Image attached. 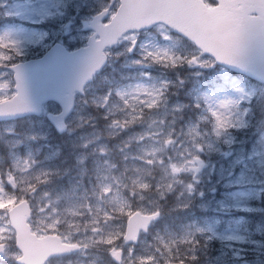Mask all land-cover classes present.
Here are the masks:
<instances>
[{
    "label": "rangeland",
    "instance_id": "rangeland-1",
    "mask_svg": "<svg viewBox=\"0 0 264 264\" xmlns=\"http://www.w3.org/2000/svg\"><path fill=\"white\" fill-rule=\"evenodd\" d=\"M15 1L17 10L5 5L0 16H36L48 21L52 35H64L63 43L79 46L91 34L81 20L110 0ZM1 31L0 99L13 90L8 60L33 54L18 44L17 31ZM110 56L109 69L88 86L67 137H60L65 151L48 141L44 119L0 125V262L16 264L20 256L7 211L28 199L37 232L86 246L70 262L51 264H113L110 250L117 249L143 264L172 259L173 235L169 240L159 230L139 246L123 239L132 212L166 205L182 214L159 225H246L260 233L247 243L245 262L233 263L264 264V121L249 115L231 123L237 115L230 107L234 98L261 99L264 86L218 66L164 25L129 33Z\"/></svg>",
    "mask_w": 264,
    "mask_h": 264
},
{
    "label": "water",
    "instance_id": "water-1",
    "mask_svg": "<svg viewBox=\"0 0 264 264\" xmlns=\"http://www.w3.org/2000/svg\"><path fill=\"white\" fill-rule=\"evenodd\" d=\"M249 13L259 16L249 17ZM106 14L105 11L92 21L89 29L96 33L87 47L68 52L57 45L43 58L14 67L18 95L0 103V121L41 114L43 103L52 99L61 104L63 112L49 114V118L64 132L65 120L74 108L75 91H83L94 74L104 67L105 49L114 46L125 33L149 29L157 23H164L189 38L219 63L264 83V0L250 8L244 6L237 13L223 0L214 9H208L202 0H121L112 21L100 23ZM29 214L26 202L10 211L12 226L17 231V246L23 253V259L17 260L19 264H45L53 256L76 249L62 244L56 236L38 238L27 223ZM158 216L133 214L128 220L127 242H137L141 229H147ZM116 254H119L118 258L114 255L116 261L121 262L122 252Z\"/></svg>",
    "mask_w": 264,
    "mask_h": 264
},
{
    "label": "flooded vegetation",
    "instance_id": "flooded-vegetation-1",
    "mask_svg": "<svg viewBox=\"0 0 264 264\" xmlns=\"http://www.w3.org/2000/svg\"><path fill=\"white\" fill-rule=\"evenodd\" d=\"M205 1L208 5L217 4L216 0ZM4 2L6 5L18 3L15 0H4ZM26 47L33 48L32 42L28 43ZM227 226L153 225L147 235L143 236V239L152 238L153 234L159 230L165 235H178L177 243L174 247L175 258L170 260L189 261L193 264H228V262L234 260V255L238 256L240 254L235 260L245 262L246 255L250 253V250L241 244L232 243L233 241L230 239L231 233L228 231ZM252 237L255 238L253 234Z\"/></svg>",
    "mask_w": 264,
    "mask_h": 264
},
{
    "label": "snow or ice",
    "instance_id": "snow-or-ice-1",
    "mask_svg": "<svg viewBox=\"0 0 264 264\" xmlns=\"http://www.w3.org/2000/svg\"><path fill=\"white\" fill-rule=\"evenodd\" d=\"M5 37H0V39H4ZM18 51V50H17ZM117 258L119 257V254H116ZM18 259H23L22 257H19Z\"/></svg>",
    "mask_w": 264,
    "mask_h": 264
},
{
    "label": "bare ground",
    "instance_id": "bare-ground-1",
    "mask_svg": "<svg viewBox=\"0 0 264 264\" xmlns=\"http://www.w3.org/2000/svg\"><path fill=\"white\" fill-rule=\"evenodd\" d=\"M91 147V146H90ZM94 148V147H93ZM84 149H87V146H86V148H85V146H84ZM90 149V148H89ZM81 150V149H80ZM93 150V149H92ZM85 151V150H84ZM155 225H159V223H157V224H155Z\"/></svg>",
    "mask_w": 264,
    "mask_h": 264
}]
</instances>
